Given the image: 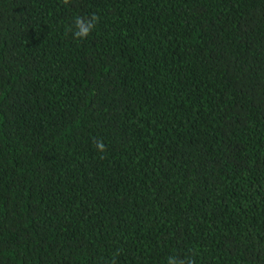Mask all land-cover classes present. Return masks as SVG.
<instances>
[{
    "label": "trees",
    "instance_id": "obj_1",
    "mask_svg": "<svg viewBox=\"0 0 264 264\" xmlns=\"http://www.w3.org/2000/svg\"><path fill=\"white\" fill-rule=\"evenodd\" d=\"M169 258L264 264V0H0V264Z\"/></svg>",
    "mask_w": 264,
    "mask_h": 264
},
{
    "label": "clouds",
    "instance_id": "obj_2",
    "mask_svg": "<svg viewBox=\"0 0 264 264\" xmlns=\"http://www.w3.org/2000/svg\"><path fill=\"white\" fill-rule=\"evenodd\" d=\"M63 3L68 4L69 0H63ZM98 21H99V17L96 14H92L87 19L80 16L75 17L73 23V27L75 29L73 31V37L75 39L87 38L91 34V32L95 29ZM96 147L101 152L105 151V146L102 142H97ZM168 264H183V261L169 258ZM189 264H192V262L189 261Z\"/></svg>",
    "mask_w": 264,
    "mask_h": 264
}]
</instances>
